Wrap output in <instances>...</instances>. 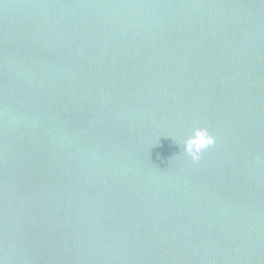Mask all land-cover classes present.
<instances>
[{
	"label": "water",
	"instance_id": "obj_1",
	"mask_svg": "<svg viewBox=\"0 0 264 264\" xmlns=\"http://www.w3.org/2000/svg\"><path fill=\"white\" fill-rule=\"evenodd\" d=\"M0 264H264V0H0Z\"/></svg>",
	"mask_w": 264,
	"mask_h": 264
},
{
	"label": "clouds",
	"instance_id": "obj_2",
	"mask_svg": "<svg viewBox=\"0 0 264 264\" xmlns=\"http://www.w3.org/2000/svg\"><path fill=\"white\" fill-rule=\"evenodd\" d=\"M216 137L205 127H195L184 140V151L193 162L199 161L205 150L214 146Z\"/></svg>",
	"mask_w": 264,
	"mask_h": 264
}]
</instances>
